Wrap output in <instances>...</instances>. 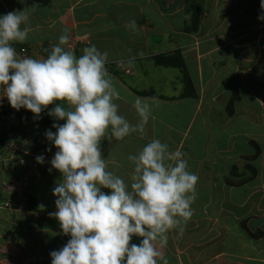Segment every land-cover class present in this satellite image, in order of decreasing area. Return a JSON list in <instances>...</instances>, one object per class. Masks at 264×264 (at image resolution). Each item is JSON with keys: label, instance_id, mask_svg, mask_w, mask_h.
<instances>
[{"label": "crops", "instance_id": "crops-1", "mask_svg": "<svg viewBox=\"0 0 264 264\" xmlns=\"http://www.w3.org/2000/svg\"><path fill=\"white\" fill-rule=\"evenodd\" d=\"M130 1L23 0L21 2V0H0V14L28 8L30 16L24 25L29 31L28 39L14 46L26 47L29 57L46 58L52 48L58 44L60 35L65 33L69 38H79L76 42L69 39V44L65 46L73 52L79 50L77 56L83 54L80 50L91 45H95L102 52L106 51L108 53L106 67L120 94L119 99L116 100L120 114L135 125L140 120L135 107L136 102L140 101L150 107V119L143 134L134 132L120 141L114 138L109 140L107 137L102 140V156L107 159L110 170L130 182L134 165L128 160V156L137 154L153 139L166 142L172 151L187 149L194 158L197 157L198 148L201 147L202 150L209 145L213 147L211 158L216 155V158L221 160L219 166L222 172L218 177L220 176L223 180V185L236 188L241 196L240 201L247 205V208L243 209L237 206L234 199L233 208H236V212L237 208H241L238 213L244 212V216L248 217L246 219L247 228H250L251 224L261 226V222L264 221V211L260 208H264V205L259 203L264 200L259 191L264 184V145L256 159L240 158V155L249 157L253 154L251 144L253 139L249 138V134L263 133L264 129H249L250 125L246 123V129L234 128L236 114H230L227 108L226 111L220 110L212 104L209 107L208 104V100H214L216 97L224 98L222 101L226 99L229 85L225 80L230 84L229 79L232 78L230 70L234 69L235 75L238 76L240 73L238 81L242 85L238 100L255 101L257 109H262L259 111L260 114L264 115V21L257 18L258 15L264 14L260 9V0H214L212 4L208 3V0H201L202 8L205 6L201 15L202 23L193 31L186 29L187 23L190 22L189 12L186 16L185 12L182 11V14L179 9L169 4H162L156 8H150L146 4L137 9L136 3L132 6ZM211 5L214 7L212 10ZM220 6H223L222 15L217 13ZM228 9L232 13H228ZM210 10L215 12L213 17L210 16ZM138 21L144 23L140 25ZM241 24H243V29L238 28ZM137 25L142 28L148 27L150 36L147 32L141 31L144 35L141 38L144 40L142 39L140 46L133 48L128 38L137 33L136 29L139 27ZM255 25V30H253ZM177 27H181L191 37L198 39L196 36H199L201 38L197 41L199 46L190 38L173 34L172 29L175 31ZM258 28L261 30L256 31ZM232 41L236 44L241 43L242 47L231 48L233 47ZM137 49L139 51L134 52ZM251 50L252 53L257 52L256 58L252 57L253 61L256 62L259 57L262 60L261 63L250 62ZM177 51L181 53L190 77L191 86L187 90L180 68L174 65H160L154 60V57L159 54H173ZM205 56H208L209 61L203 63ZM254 66L256 72L253 73L251 69ZM251 73L253 75H250ZM248 75L255 78L253 83L248 81L251 79ZM249 84L252 85V90H249ZM192 93H195L194 98ZM2 105L3 100L0 103V121ZM206 105H208L207 108ZM237 105L238 103H234V107L239 109ZM201 106L206 108L204 112ZM228 115L230 121L226 120ZM241 121H244L243 118ZM212 128L218 130L219 134L214 133L215 138L210 140L212 138L210 129ZM201 154L202 151L198 155ZM235 156L239 157L236 159ZM204 159L202 158L203 161ZM247 163H253L257 167L258 173L253 180L242 185H231L224 182L225 176L229 175V170L233 165L238 168L239 173H242ZM18 178H20V173L10 172L9 169H3L0 166V217L4 219L1 224H4L7 230H13L17 235H14L16 238L13 239L14 243L11 245L17 249V255L22 259L21 264H51L50 252L63 247L70 236L64 235L59 221L49 215L56 211L53 206L41 208L42 204H39L30 208L23 206L22 209L6 208L10 200L13 203L16 202L18 206L20 204ZM12 181H15L17 186L11 184ZM51 186L50 182L46 181L39 183L38 186L35 185L30 191L33 195L41 197L44 204L45 194L48 192L46 189ZM26 190L24 189V193L27 192ZM196 190L195 205L200 207L202 199H211L212 190H208V187L203 191V185L197 184ZM258 206L260 208H257ZM201 207L194 208L193 221L189 220L186 225H183L182 234L178 230H172L168 234L167 246L160 249L168 264H206L208 262L198 261L195 258L193 263L188 260L193 254L190 251L193 247L196 248L194 242L201 239L195 237L198 227H202L201 222L203 220L209 223L212 221L211 218L205 217L208 208ZM9 211H11L13 221L9 219L7 222L5 220ZM14 211H16L15 214ZM250 216L255 217L251 219ZM213 223L214 221L211 223L212 226ZM211 230H216V228ZM243 230L248 232L244 227ZM4 234L1 232L2 244L9 240L5 239L4 236L7 234ZM3 239L5 240L2 241ZM140 239L134 237L132 242L138 244ZM250 245L253 247L251 250L238 253L234 252L230 245L228 247L225 245V251H216L213 260L215 264H232L231 260L236 264H264V245ZM0 253H6L3 247H0ZM0 264H7L3 256L0 257ZM161 264H163L162 261Z\"/></svg>", "mask_w": 264, "mask_h": 264}, {"label": "clouds", "instance_id": "clouds-1", "mask_svg": "<svg viewBox=\"0 0 264 264\" xmlns=\"http://www.w3.org/2000/svg\"><path fill=\"white\" fill-rule=\"evenodd\" d=\"M260 9L264 13V0ZM29 16L28 8L0 14V103L30 110L36 118L47 109L56 121V131H45L57 149L49 172L61 173L53 189L56 211L49 215L70 239L50 252L51 264H168L160 249L172 230L182 234L192 218L198 175L182 152L161 139L128 156L134 165L130 182L110 170L102 140L143 134L150 107L137 101L140 120L130 123L116 103L120 94L106 67L108 53L91 45L77 56L65 47L66 33L46 58L21 57L14 45L28 39ZM257 18L264 21V14ZM36 161L43 164L45 156ZM134 237L141 238L138 244Z\"/></svg>", "mask_w": 264, "mask_h": 264}, {"label": "rangeland", "instance_id": "rangeland-1", "mask_svg": "<svg viewBox=\"0 0 264 264\" xmlns=\"http://www.w3.org/2000/svg\"><path fill=\"white\" fill-rule=\"evenodd\" d=\"M138 1L139 0H132L130 2H132V6L135 5L134 3H136L135 6H137V9L142 8L141 6L142 5L145 6L146 4H148L150 6V8L151 7H154V8L160 7L162 4H164V5L169 4L170 6L176 7L175 9H179L181 13H182V11L185 12L186 16H187V12H189L188 13L189 19H190V15L192 14L193 4H197V2L198 3L201 2V0H140V2H138ZM212 1H214V0H208V3L212 4ZM200 6L202 8L201 3H200ZM211 6H212L211 7V10H212L214 7H213V5H211ZM222 7L223 6H220V8L217 10V13L220 15L223 14ZM132 8H134V7H132ZM203 8L201 9V12H200L201 15L203 12ZM190 11H191V13H190ZM230 12H231V10L228 9V13H230ZM210 13H211L210 16L213 17V13H215V12L213 10ZM139 23L141 25L144 22L142 21ZM140 25H137V26H139L136 29L137 33L135 35H133L132 37L128 38L129 44L133 48H136V47L140 46V44H141V41L143 39V38H141V36H144V35H142L141 31L147 32L148 36H150V33L148 32V27L142 28V27H140ZM242 25L243 24H241L240 27H238V28L243 29ZM147 26H148V24H147ZM255 27H256V25L253 26V30H255L254 29ZM257 30H261V28L256 29V31ZM172 31L174 32L173 34L180 36V37L182 36V37L190 38L192 41L197 42L198 39L201 40V38L199 36L195 35L196 37H198V39L189 36L188 32L183 31V29H181V27L180 28L177 27V29H175V31L172 29ZM69 39L74 41V42H76V40H79V38L76 39V38H72V37ZM122 39H124V38H122ZM145 39H146V37H145ZM146 40H148V39H146ZM198 43L199 42H197V46H199ZM81 44L84 45L85 43H81ZM232 45H233V47H231V48H236V47L241 48L242 47L241 43L236 44L233 41H232ZM72 48L74 49V45H72ZM80 51H83V50H80ZM138 51H139V49L135 50L134 52L137 53ZM78 53H79V50L75 51V54H78ZM256 56H257V52L252 53V50H251V55H250L251 61L250 62H255V61H253L252 57L256 58ZM204 58L206 60L204 59L205 61L203 60V63L209 61L208 56H205ZM261 61L262 60L259 57L256 60L257 63H261ZM235 70H236V72H238V70L236 68H235ZM251 71L253 73L256 72L255 66L252 67ZM230 73H231L230 77H232L229 79L230 84H229V81L225 80V82L228 83V85H229V88L226 91V93H227V97H225L226 99L224 101H222L224 98L219 99L216 97L214 100H208L209 101L208 102L209 107H211L210 105L212 104L214 107H216V109L225 110L227 108V112H229L228 109H232L234 111V115L236 114V117L234 118L236 120V123L233 124L234 128L246 129V125H245V123H246L247 125H250L249 129H255V130H256V128H258L260 130L264 129V115L260 114V112H259L262 109H259V110L257 109V105H256L255 101H249L248 102V101H243V100L239 101L238 100V97L235 95V93L238 94L239 92H242V90H241L242 85L238 81V80H240L239 79L240 73L238 72L239 73L238 76H237V74L235 75L234 69H231ZM253 73H251L250 75H253ZM250 75H248V77H250ZM254 79L255 78H251L248 81L253 83ZM251 86L252 85L249 84V87H248L249 90H252ZM259 90L261 91V87ZM1 95H3V93ZM243 96H245L244 93H243ZM231 98H233L234 103H236V104L238 103L237 106L239 107V109L234 107V105H232V107L230 106L231 105L230 104ZM3 99H4V97H3ZM236 101H239V102H236ZM5 103L2 105V108L5 106ZM57 103H59V102H57ZM242 105H243V107H242ZM54 106L55 105H49L48 108L50 109ZM207 107H208V105H206V108ZM206 108H203V106H201V109L203 112L206 110ZM228 116H226V120L230 121V116L229 117ZM41 117L42 118H36L34 116V114L33 115L29 114V116H26V118H28V119L20 118L21 128L23 127V128L27 129V130H22L23 128L21 129L23 134L24 133L25 134L23 135L24 137L20 140H19L17 133L11 129V126H12L11 121L8 120V118L6 119L5 116L3 119L1 118L2 121H0V166L3 169H9L10 172L16 171V173H20V178H18L19 179L18 182L20 184V191H19V195L21 197L19 199L20 204L18 206L16 202L13 203V201L10 200L8 202L6 208H20V209H22L23 206H24V208L25 207L30 208L31 206H34V204H37V205L42 204L41 208H51L50 206H53L54 208H56L55 200L57 199V197H55L53 195V189L57 185V183L60 181L61 175H59V174H61V173L59 172V170H56V169H52V171L49 172V168H51L50 160L54 156L57 149H55L56 147L50 141H48L46 136H45V131L48 130L49 127L53 125V123H56V121H54V119L52 117L47 115V109L43 113H41ZM11 118L12 117H10V119ZM13 118H15V121L18 122V119L15 116H13ZM242 118L244 121H241ZM237 119H239V121H237ZM46 122H48L51 125L46 124ZM58 123L62 124V123H64V121H59ZM48 125H49V127H48ZM210 132H211L210 137H212V138H210V140H211V139L215 138L214 133H217L218 130H215V128L214 129L212 128V129H210ZM217 134H219V132ZM249 135H250L249 138H252L254 141H256L262 150L263 145H264L263 144L264 143V132L263 133H255V134L251 133ZM33 139H34V141H36L40 145L41 144L47 145L46 146L47 149L51 147L52 151H47V150H44L42 148L37 149V147H36L37 151H31V150L29 151V148L27 146H31ZM246 140L248 141V139H246ZM208 141H209V139H208ZM208 141L206 140V142H208ZM212 148L213 147H210L209 145H207L202 150H201V147L198 148L196 151L197 157H195V158L191 155L192 153L188 152L187 149L180 150L184 154V158L189 162L188 163L189 164V170L191 172L195 173L196 175H198V177H199L198 184L203 185V191H205L207 189V187H208V190H212L211 199H208V198H206L204 200L202 199L201 200V206L202 207L201 206L200 207L209 209V210L207 209V212L205 213V217L211 218V220L214 221V223L212 226V224H211L212 221L209 223L208 221L206 222V220H203L200 224L202 227H198V230L195 232V237L196 238L199 237L201 239L200 240L198 239L194 242L196 248L193 247L192 250L190 251L193 254L188 258V260H191L192 263L194 262L195 259H197L198 261H200V260L208 261V262H206V264H215V261L213 260V258H214L213 256L216 253V251H218V250L223 251L226 247H228V245H230V247L233 249V251L234 252L236 251L237 253L243 252L244 250H251L253 247L250 244H254L257 246L264 245V236L253 237L250 233V232H255V231H264V221L261 222V226H254L253 224H251L250 228L249 227H248L249 229L247 228L248 232H245V230H243L242 222H243V220L248 219V217L244 216L245 215L244 212L243 213H238V212H239V210H241V208H243V209L247 208V205H245L246 203L240 201L241 196L238 194V190H236V188H231L229 186L223 185V180L221 179L220 176L218 177V175L221 174V172H222V171H220L221 166H219V162H221V160H220V158H216L217 157L216 155H213V158H211V154H212L211 149ZM200 151H202V154L198 155ZM253 152H255L254 146L252 149V153ZM220 153H222V152H220ZM42 154L45 156V162L43 164H40L36 161V157L39 155H42ZM242 155H240V158H242V157H245L246 159L248 158V155H245V156L244 155L242 156ZM238 157L235 156L236 159ZM202 158H205L204 161L202 160ZM210 158H211V161H210ZM234 167H236V166L233 165V167H231V169ZM230 170H229V172H230ZM235 170L239 173L238 168H236ZM244 171H245V169L242 170V172H244ZM229 178L233 179L234 176L230 175ZM15 179H17V178H15ZM263 180H264V178H263ZM46 181L50 182V184L52 186L50 188L46 189V191H48L47 193L45 190H43V192L46 193L45 194L46 199H44L46 202L43 204L42 198L39 196L37 197V196L33 195V193L30 190H33L32 188L35 187V185L38 186L39 183H45ZM14 182L15 181H12L11 184L13 183L14 185L17 186V184H15ZM224 182H225V178H224ZM8 186H10V185H8ZM23 188L25 190L27 188V190H26L27 192L24 193ZM261 188L262 189H260L259 192L261 193V195H263V200H264V184ZM234 199H235L236 203L238 204L237 206L241 207V208H237V212H236V208H233L234 207ZM254 200L256 201L257 198L255 197ZM263 202L264 201L260 202L259 204L264 205ZM195 203H196V201L192 204V208L193 209L194 208H200L199 206L195 205ZM257 208H260V207L258 206ZM260 210L264 211V208H260ZM15 212L16 211H14V214H15ZM245 212H247V211H245ZM253 217H255V216H252L251 219ZM1 218L2 217H0V235H1V232L5 233L4 235L7 234V236H4V237H5V239L7 238L9 240H8V242L5 241L4 244H2L1 243L2 235H1L0 247H3L4 250L6 251V253H4V254L0 253V257L3 256L4 261L7 264H21L22 259L19 255H17V249L12 246L14 243L13 239L16 238L17 235L14 234L13 230H11V229L7 230L6 226H3L4 224H1V223H3L2 221L4 220ZM5 218H6V216H5ZM9 219H10V221H13L11 211H9V215L5 221L8 222ZM190 221H193V218H191ZM15 222H17V221H15ZM213 228H216V230H211ZM211 231H216V232L212 233ZM14 235H16V236H14ZM237 235H239L240 238L237 237ZM233 236H235L236 238ZM32 237L33 236L31 235V238ZM5 239H3L2 241H4ZM242 239H245V240H242ZM247 241H249V242H247ZM11 243H12V245H11ZM225 245H227V246L224 247ZM227 258H229V257H227ZM232 261L233 260H231L232 264H236ZM216 264H218V263H216Z\"/></svg>", "mask_w": 264, "mask_h": 264}, {"label": "trees", "instance_id": "trees-1", "mask_svg": "<svg viewBox=\"0 0 264 264\" xmlns=\"http://www.w3.org/2000/svg\"><path fill=\"white\" fill-rule=\"evenodd\" d=\"M201 9L202 8L200 6V3L197 2V4H193L192 14L190 15V22H188L187 26H186L187 30H189V31L196 30L201 25V23H202L201 22V13H200ZM190 13H191V11H190ZM154 60H155V62L157 64H160V65H169V66L174 65V66H177L178 68H180L182 70L181 72L183 74V80H184V82L186 84V90L190 88V86H191L190 77H189V74H188V71H187V68H186V65H185V61H184V59H183V57H182V55H181V53L179 51H177V52H175L173 54H167V53L159 54V55L154 57ZM187 94H188V91H187ZM194 94L195 93H192V97L193 98L195 97ZM235 95L237 97H239L238 94L235 93ZM233 103H234V100H233V98H231V103H230L231 107H232V105H234ZM228 111H229L230 114L231 113L234 114V111L232 109H228ZM28 112H29V114L33 115V113L30 110H28ZM6 115H7V112L5 110L2 111V117L1 118L3 119L4 116H6ZM13 116H15L18 119V122L15 121V118H13ZM11 117H12L10 119L11 125H12L11 129L14 130L17 133V135L19 137V140H20V139H22L24 137L23 135L25 134V133L23 134L22 130H27L26 128H23V127H22L23 129L21 128V126H20V118L25 119L26 116L22 113L21 110H19V111L16 110V112L13 113V115ZM26 119H28V118H26ZM46 124H49V123L46 122ZM49 125H51V124H49ZM49 125H48V127H49ZM49 129H51L52 131H56V129L52 128V126H50ZM251 144L255 147V152H253V154L251 156H249L248 158L253 160V159H256L260 155L261 148H260L259 144L257 142H255L254 140L251 141ZM46 146L47 145H45V144H41V145L38 144L33 139L31 146H27V147L29 148V151L30 150L31 151H37V149H40V148H42L44 150H47ZM36 147H37V149H36ZM236 168L237 167L232 168L230 170V172H229V175L225 176L226 183L231 184V185H242L244 183H247L248 181L253 180L257 176V173H258V170H257L256 166L253 165L252 163H247L245 165V171L242 172V173H238L235 170ZM230 175L234 176V178L233 179L229 178ZM35 205H37V204H34V206ZM34 206H31V207H34ZM242 224H243V227L245 229H247L246 220H243ZM250 233H251V235L253 237H262V236H264V231H255V232H250Z\"/></svg>", "mask_w": 264, "mask_h": 264}, {"label": "built area", "instance_id": "built-area-1", "mask_svg": "<svg viewBox=\"0 0 264 264\" xmlns=\"http://www.w3.org/2000/svg\"><path fill=\"white\" fill-rule=\"evenodd\" d=\"M17 49V52L18 54L21 56V57H29L28 56V52H27V49L23 46H18L16 47ZM6 100H7V97H5ZM8 101V100H7ZM7 105V106H6ZM3 109L7 112V116H5V118L8 120H10V117L13 115V113L16 112V109H14L10 103L8 102L7 104L5 103V106L3 107ZM22 111V113L25 115V116H28V110L27 109H20Z\"/></svg>", "mask_w": 264, "mask_h": 264}]
</instances>
